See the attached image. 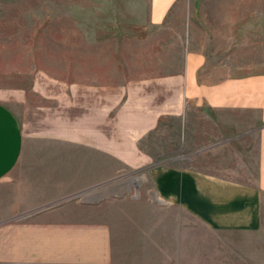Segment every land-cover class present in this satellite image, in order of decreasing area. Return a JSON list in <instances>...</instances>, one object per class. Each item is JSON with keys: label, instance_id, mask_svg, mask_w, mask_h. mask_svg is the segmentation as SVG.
Returning <instances> with one entry per match:
<instances>
[{"label": "crops", "instance_id": "0c3cea01", "mask_svg": "<svg viewBox=\"0 0 264 264\" xmlns=\"http://www.w3.org/2000/svg\"><path fill=\"white\" fill-rule=\"evenodd\" d=\"M147 2L155 25L185 8L189 41L211 22L192 0ZM253 9L245 41H262ZM181 59L112 97L85 90L29 154L0 100V264H264V64L215 80L203 47Z\"/></svg>", "mask_w": 264, "mask_h": 264}, {"label": "rangeland", "instance_id": "374dc122", "mask_svg": "<svg viewBox=\"0 0 264 264\" xmlns=\"http://www.w3.org/2000/svg\"><path fill=\"white\" fill-rule=\"evenodd\" d=\"M190 1L197 16L211 19L194 28L201 40H188L182 7L167 24H149L147 0H0V100L18 114L28 154L42 144L35 135L67 105L81 104L85 90L106 87L112 97L132 82L175 73L189 46L208 53L215 80L264 64V0ZM259 3L262 24L251 33L263 40L245 41L243 17L255 11L258 18ZM160 140L146 142L158 149Z\"/></svg>", "mask_w": 264, "mask_h": 264}, {"label": "water", "instance_id": "95a60500", "mask_svg": "<svg viewBox=\"0 0 264 264\" xmlns=\"http://www.w3.org/2000/svg\"><path fill=\"white\" fill-rule=\"evenodd\" d=\"M136 187H138V184H136Z\"/></svg>", "mask_w": 264, "mask_h": 264}]
</instances>
